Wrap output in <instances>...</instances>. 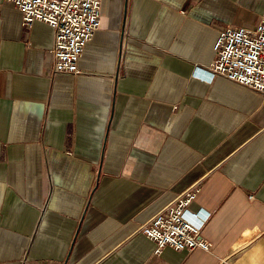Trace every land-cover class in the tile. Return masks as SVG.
<instances>
[{
  "label": "crops",
  "instance_id": "1",
  "mask_svg": "<svg viewBox=\"0 0 264 264\" xmlns=\"http://www.w3.org/2000/svg\"><path fill=\"white\" fill-rule=\"evenodd\" d=\"M80 73L0 0V264H264V97L209 78L264 0H102ZM125 35V38H124ZM195 191L205 251L140 232Z\"/></svg>",
  "mask_w": 264,
  "mask_h": 264
},
{
  "label": "built area",
  "instance_id": "2",
  "mask_svg": "<svg viewBox=\"0 0 264 264\" xmlns=\"http://www.w3.org/2000/svg\"><path fill=\"white\" fill-rule=\"evenodd\" d=\"M21 13L24 26L47 23L53 31L51 76L80 73L78 61L85 45L102 23V0H5ZM125 38V35H124ZM215 58L209 78L222 76L264 97V10L252 27L228 26L213 45ZM195 191L185 190L141 225L140 232L153 241L155 254L169 246L190 252L207 251L210 242L201 236L204 217L188 210Z\"/></svg>",
  "mask_w": 264,
  "mask_h": 264
},
{
  "label": "rangeland",
  "instance_id": "3",
  "mask_svg": "<svg viewBox=\"0 0 264 264\" xmlns=\"http://www.w3.org/2000/svg\"><path fill=\"white\" fill-rule=\"evenodd\" d=\"M247 27H252V26L249 25V26H247Z\"/></svg>",
  "mask_w": 264,
  "mask_h": 264
}]
</instances>
